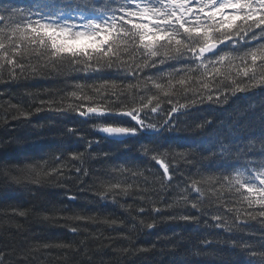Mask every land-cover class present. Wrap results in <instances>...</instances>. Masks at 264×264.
Here are the masks:
<instances>
[{"label":"snow or ice","instance_id":"6c2138e0","mask_svg":"<svg viewBox=\"0 0 264 264\" xmlns=\"http://www.w3.org/2000/svg\"><path fill=\"white\" fill-rule=\"evenodd\" d=\"M62 66L86 76L115 79L102 78L88 86L92 95L86 94L84 84L74 85L76 90L66 97L74 103L60 101L55 103L61 106L51 107L53 101H40L48 107H37L36 113L64 116L71 112L89 126L65 127L64 133L77 146L83 144L85 151L69 153L61 145L53 157L57 166L28 168L36 177L32 183L39 184L41 176L64 177L65 171L74 172L83 183L80 177L90 176L88 170L67 169L61 163L62 155L80 163L85 152L93 159L119 160L122 156L117 153L130 152L126 142L135 140L139 145L136 158L154 162L161 173L150 182L134 162L132 167L114 164L104 173L108 179L96 178L99 190L95 195L100 201L135 211L137 216L178 207L189 214L169 219L203 224L204 229L198 230L213 234V239L204 236L201 247L239 251L242 257L211 264H264V116L259 150L252 139L256 133L237 125L236 134L218 132L208 147H204L205 141L199 142L201 150L209 154L207 164L203 159L193 161L192 147H172L159 139L162 129L176 131L177 118L198 106L226 104L230 97L257 89L264 94V0H31L24 6L0 0V77L6 71L10 80H17ZM17 111L19 118L31 119V112ZM161 113L159 126L148 122ZM194 127L203 132L217 124L204 118ZM86 133L99 139H90ZM102 143L114 151H101L97 157L93 149ZM197 163L219 175L197 170L199 179H194L180 170L195 168ZM142 177L145 185L155 183L161 191L175 192L172 203L164 209H132L121 204L124 198L141 202L151 198L149 188L133 186ZM60 218L96 222V217L84 215ZM131 219L144 225L143 220ZM103 222L117 224L116 220ZM252 222L262 225L258 237L246 231ZM146 227L153 229L155 223ZM70 231L76 233L77 229ZM221 232L229 237L222 242L223 248L216 238ZM5 255L0 251V264Z\"/></svg>","mask_w":264,"mask_h":264},{"label":"trees","instance_id":"16d2710c","mask_svg":"<svg viewBox=\"0 0 264 264\" xmlns=\"http://www.w3.org/2000/svg\"><path fill=\"white\" fill-rule=\"evenodd\" d=\"M11 2L24 6L31 0ZM102 78L115 79V76H86L68 66H62L57 70L42 69L35 75L17 80H10L6 71L0 77L3 81L0 82V251L6 253L4 264H211L212 261L220 259L241 260L239 251L201 247L200 241L204 236L213 239V234L210 231H200L204 229L203 224L190 225L179 219H169L174 215L189 214L178 207L160 214L147 211L137 216L135 211H125L96 197L95 193L99 190L95 186L96 178L108 179L104 173L114 164L132 167L134 162L144 171V177L150 182L161 173V169L154 162L136 158L139 145L135 140L126 142L130 152L117 153L122 156L119 160L93 159L85 152L83 163H80L71 160L67 154L62 155L61 163L67 169L82 167L88 170L90 176L80 177L83 183H80L72 171H65L64 177L55 179L41 176L39 184L32 183L36 177L28 173V168L37 164L44 165L45 169L57 166L53 157L59 154L61 145H65L69 153L85 151L83 144L77 146L64 133V128L87 129L89 126L71 112L64 116L49 111L36 113L37 107H48L42 106L40 101H53L51 107L61 106L55 103L60 101L63 104L74 103L75 101L66 98L68 93L76 90L74 85L84 84L86 94L92 95L88 86L98 83ZM17 108L31 112V119L19 118L21 113ZM182 116L188 117L185 129L177 135L174 143L165 141L172 147L179 144L192 147L193 161L203 159L207 164L209 161L206 158L209 154L201 150L199 142L205 141L204 147H208L215 141L218 132L224 135L236 134L237 125L248 132L256 133L252 139L259 150L264 94L259 89L252 93H240L238 97H230L226 104L205 103L178 118ZM204 118L215 121L217 127L206 128L203 132L197 131L195 123ZM162 120L163 113L148 122L157 123L159 126ZM86 134L90 139H99L91 133ZM163 135L164 133L159 134L161 143H165ZM192 141L196 143L193 144ZM101 151L110 152L114 149L102 143L99 148L93 149V154L98 157ZM180 170L185 176L192 175L194 179H199L197 170L203 171L205 175H219L215 169L209 171L199 163L195 168L181 167ZM129 182L133 181L130 179ZM136 185L149 188L151 198L145 197L143 202L124 198L121 199V204L130 205L132 209H164L176 196L171 190L161 191L159 184L145 185L143 177L134 181L133 186ZM152 190H155V194ZM67 196H76V199L69 200L66 199ZM191 214L196 215L195 212ZM75 215L96 217V222L60 218ZM132 217L143 220L144 225L135 224ZM228 219H231L230 215ZM105 220H116L117 224L104 223ZM120 221H123V225ZM148 223H155V227L148 229ZM261 227L258 222H252L246 231L254 232L258 237ZM71 228H76L77 232L73 233ZM216 238L221 241L220 248H223L222 242L229 237L221 232ZM45 245L48 247H44Z\"/></svg>","mask_w":264,"mask_h":264}]
</instances>
